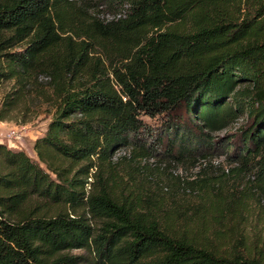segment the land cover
<instances>
[{"label":"trees","instance_id":"trees-1","mask_svg":"<svg viewBox=\"0 0 264 264\" xmlns=\"http://www.w3.org/2000/svg\"><path fill=\"white\" fill-rule=\"evenodd\" d=\"M119 1L103 22L84 0H0V76L54 103L35 158L0 142V264H264L171 232L144 195L150 160L207 159L246 117L230 170L264 199V0Z\"/></svg>","mask_w":264,"mask_h":264},{"label":"rangeland","instance_id":"rangeland-1","mask_svg":"<svg viewBox=\"0 0 264 264\" xmlns=\"http://www.w3.org/2000/svg\"><path fill=\"white\" fill-rule=\"evenodd\" d=\"M84 1L91 3L88 21L96 18L108 22L126 10L119 0ZM5 64L0 53V71L5 70ZM42 86L50 93L45 83ZM29 89L15 79L0 76V113L5 109L3 113L7 116L0 119V142L15 150H25L35 158L34 141L46 131L54 103ZM20 93L21 99H16L8 110V97H17ZM146 120L157 122L147 117ZM248 124L247 118L241 117L227 129L215 132L219 144L207 153V159L198 155L179 163L159 157L150 160L149 164L158 168L157 179L161 185L157 187L155 181L150 180L152 185L146 188L144 195L161 206V217L171 232L192 237L219 254L241 252L264 262V199L259 198L254 187L256 175L253 171L230 170L241 165L239 159L244 151L241 130ZM11 130H15L16 135L10 136ZM128 151V148L120 149L116 156ZM196 180L199 181L194 184L195 190L184 183ZM217 200L225 202L221 214L211 209ZM68 254L84 257L77 264H93L91 254L84 249H74Z\"/></svg>","mask_w":264,"mask_h":264},{"label":"built area","instance_id":"built-area-1","mask_svg":"<svg viewBox=\"0 0 264 264\" xmlns=\"http://www.w3.org/2000/svg\"><path fill=\"white\" fill-rule=\"evenodd\" d=\"M9 135H10V136H14V135H16V131H15V130H11V132H10Z\"/></svg>","mask_w":264,"mask_h":264}]
</instances>
